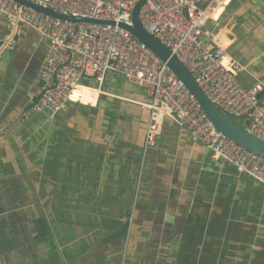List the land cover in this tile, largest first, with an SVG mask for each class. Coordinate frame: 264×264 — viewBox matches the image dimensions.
<instances>
[{
  "label": "crops",
  "instance_id": "0c3cea01",
  "mask_svg": "<svg viewBox=\"0 0 264 264\" xmlns=\"http://www.w3.org/2000/svg\"><path fill=\"white\" fill-rule=\"evenodd\" d=\"M217 2L206 28L244 67L238 79L250 88L264 81V0ZM8 35L0 18V45ZM38 39L26 71L34 93L0 72V264L83 256L102 264L99 255L116 243L125 252L117 264H264V187L214 161L169 120L144 150L148 114L139 103L149 99L141 88L119 76L104 91L105 75L98 90L80 86V102L54 117L25 118L47 51Z\"/></svg>",
  "mask_w": 264,
  "mask_h": 264
},
{
  "label": "built area",
  "instance_id": "2783aa9c",
  "mask_svg": "<svg viewBox=\"0 0 264 264\" xmlns=\"http://www.w3.org/2000/svg\"><path fill=\"white\" fill-rule=\"evenodd\" d=\"M25 1L62 16L114 23H76L15 0H0V18L9 31L1 43H7L4 50L11 48L22 27L33 30L47 43L31 113L54 117L67 104L80 102V86L98 90L105 75L113 73L144 90L149 99L139 103L148 114L144 150L155 146L169 120L180 133L203 146L214 161L233 167L264 187V158L219 133L167 66L119 26L131 25V12L139 0ZM214 1L146 0L139 19L145 30L185 66L219 112L264 141V81L245 88L238 79L244 67L231 58L225 60L226 48L206 28L212 22L209 13Z\"/></svg>",
  "mask_w": 264,
  "mask_h": 264
},
{
  "label": "water",
  "instance_id": "95a60500",
  "mask_svg": "<svg viewBox=\"0 0 264 264\" xmlns=\"http://www.w3.org/2000/svg\"><path fill=\"white\" fill-rule=\"evenodd\" d=\"M15 1L19 4L26 5L36 11L62 20L72 21L76 23L114 25L113 22L83 20L80 18L62 16L49 10L39 8L29 2H26L25 0ZM145 1L146 0H139L133 7L131 12L130 26H127L125 24H120L119 26L128 30L138 41H140L145 47H147L162 63L167 66L171 73H173V75L194 97L209 121L219 133H221L223 136L230 139L237 145L243 147L244 149L264 158V141H261L258 138L250 135L241 126L219 112L217 108L210 102L204 92L195 83L194 79L185 68V66L172 54V52L168 48H166L145 30L139 19V11L144 5ZM9 40H11V37H9ZM6 44L7 43H4L0 46V61L4 58L1 53L4 51Z\"/></svg>",
  "mask_w": 264,
  "mask_h": 264
},
{
  "label": "rangeland",
  "instance_id": "374dc122",
  "mask_svg": "<svg viewBox=\"0 0 264 264\" xmlns=\"http://www.w3.org/2000/svg\"><path fill=\"white\" fill-rule=\"evenodd\" d=\"M36 39L39 40L33 30H31L29 28L22 27L20 29V35L17 38L13 39L14 43L11 45V49L8 52V54L11 55L9 57L10 58L9 61L8 62H5V61L0 62V72L6 71L8 77H10V78L20 77V79H19L20 86H21L20 89L22 88L21 90H23L24 92L27 90H31V94L34 93V91H35V84L33 86H30L27 83L26 71L31 69V66H30V64L32 62L31 60L34 58V57L31 58V53L33 52V49L31 47V42L36 41ZM18 49H26V51H27L26 56L27 57L25 59H18V57H17V52H19ZM40 49H42V48H39L36 52H34L35 56L40 51ZM15 54H16V57L14 56ZM19 54H21V53L19 52ZM118 77L119 76H117V75L107 73L106 77H105V83H104L102 89L104 91H112L113 86L117 85V83H115V82L118 81ZM92 86H93V84H92ZM103 102L105 103L106 100H104ZM117 102H119L121 106L126 107L127 105H129L128 103H125L123 101L118 100ZM32 104H33V102L29 98L25 99L23 104H22L23 110L28 111L31 114ZM124 112L128 113V111H124ZM40 116L41 115L29 116L28 121L31 123H34L37 119H39ZM70 127H71V125H70ZM70 127L68 125L66 130H69ZM126 225L127 226L130 225V223L128 222ZM127 231H128V227L125 228V231H124L125 234ZM99 248H104V246L101 245V246H99ZM120 248H121L120 243H116L115 246H113L111 248V250H112L111 252H106L103 256L99 255L102 264H107V263H116L117 264V262H120V255H125V252H122V250ZM96 249H94L92 252H95ZM161 256H163V254ZM84 258H86V257L83 256L80 259H78L77 261H74L72 264H85ZM124 258L125 257L121 258V262L124 260ZM90 264H96V262L93 261Z\"/></svg>",
  "mask_w": 264,
  "mask_h": 264
},
{
  "label": "bare ground",
  "instance_id": "6f19581e",
  "mask_svg": "<svg viewBox=\"0 0 264 264\" xmlns=\"http://www.w3.org/2000/svg\"><path fill=\"white\" fill-rule=\"evenodd\" d=\"M218 2V4L221 2V0H217ZM213 12V11H212ZM212 12L211 13H209V14H212ZM223 47V46H222ZM224 48V47H223ZM230 59V57L227 55L226 57H225V60L227 61V60H229Z\"/></svg>",
  "mask_w": 264,
  "mask_h": 264
},
{
  "label": "flooded vegetation",
  "instance_id": "af4514ba",
  "mask_svg": "<svg viewBox=\"0 0 264 264\" xmlns=\"http://www.w3.org/2000/svg\"><path fill=\"white\" fill-rule=\"evenodd\" d=\"M20 122V121H19Z\"/></svg>",
  "mask_w": 264,
  "mask_h": 264
}]
</instances>
